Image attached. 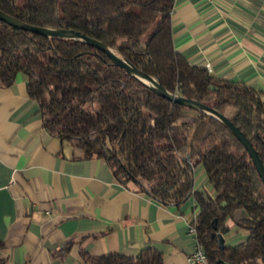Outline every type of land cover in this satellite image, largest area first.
<instances>
[{
    "label": "trees",
    "instance_id": "trees-1",
    "mask_svg": "<svg viewBox=\"0 0 264 264\" xmlns=\"http://www.w3.org/2000/svg\"><path fill=\"white\" fill-rule=\"evenodd\" d=\"M174 0H0V9L40 26L73 28L114 46L145 73L180 95L226 115L252 142L264 164V99L243 83L191 65L173 44ZM18 72L40 104L44 129L102 157L124 183L143 186L154 199L198 208L197 235L209 260L264 264V185L242 143L218 120L171 102L131 77L96 47L48 38L0 20V87ZM201 165L212 193L194 189ZM238 209L244 240L219 243ZM81 256L96 264H162L153 246L136 256Z\"/></svg>",
    "mask_w": 264,
    "mask_h": 264
},
{
    "label": "crops",
    "instance_id": "crops-1",
    "mask_svg": "<svg viewBox=\"0 0 264 264\" xmlns=\"http://www.w3.org/2000/svg\"><path fill=\"white\" fill-rule=\"evenodd\" d=\"M175 50L215 78L243 83L264 99V0H175ZM18 72L0 87V264H96L81 253L136 256L146 246L162 264H187L193 200L162 203L124 183L102 157L48 133L38 101ZM194 189L212 193L201 165ZM238 209L227 219L226 244L244 240Z\"/></svg>",
    "mask_w": 264,
    "mask_h": 264
},
{
    "label": "water",
    "instance_id": "water-1",
    "mask_svg": "<svg viewBox=\"0 0 264 264\" xmlns=\"http://www.w3.org/2000/svg\"><path fill=\"white\" fill-rule=\"evenodd\" d=\"M0 20L8 23L13 28L18 30H29L44 35L48 38L72 39L92 45L100 51L104 52L111 59V62L114 65H118L125 69L131 77L136 78L143 85L149 87L155 93L165 97L171 102L180 103L215 118L216 120L221 122L242 143L264 185V164L262 162V159L258 155L256 148L238 126H236L226 115L222 114L214 107L205 104L197 99L180 95L177 92L166 88L164 85H162L160 79L157 76L145 73L144 71L139 69L130 60L124 57L116 47L90 37L79 30L73 28L34 25L26 21L17 19L1 9ZM218 239L219 243L222 244L224 242V236L222 233H218Z\"/></svg>",
    "mask_w": 264,
    "mask_h": 264
},
{
    "label": "built area",
    "instance_id": "built-area-1",
    "mask_svg": "<svg viewBox=\"0 0 264 264\" xmlns=\"http://www.w3.org/2000/svg\"><path fill=\"white\" fill-rule=\"evenodd\" d=\"M206 1H212V0H206ZM206 68L208 70L210 69L208 64L206 65ZM197 213H198V208L194 205V200H193V213L191 219L188 222L187 233L193 239L194 244L192 251L187 257V264H229L227 262H216L208 259L205 247L198 238L197 229L194 223Z\"/></svg>",
    "mask_w": 264,
    "mask_h": 264
}]
</instances>
